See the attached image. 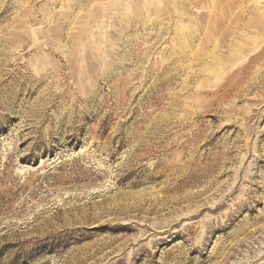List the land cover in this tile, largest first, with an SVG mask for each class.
Wrapping results in <instances>:
<instances>
[{"label":"rangeland","instance_id":"obj_1","mask_svg":"<svg viewBox=\"0 0 264 264\" xmlns=\"http://www.w3.org/2000/svg\"><path fill=\"white\" fill-rule=\"evenodd\" d=\"M0 264H264V0H0Z\"/></svg>","mask_w":264,"mask_h":264}]
</instances>
